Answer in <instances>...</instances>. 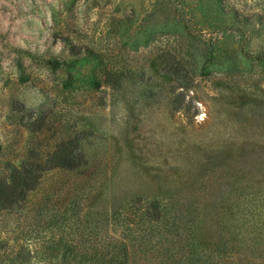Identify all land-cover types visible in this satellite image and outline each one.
Wrapping results in <instances>:
<instances>
[{
  "label": "rangeland",
  "instance_id": "obj_1",
  "mask_svg": "<svg viewBox=\"0 0 264 264\" xmlns=\"http://www.w3.org/2000/svg\"><path fill=\"white\" fill-rule=\"evenodd\" d=\"M24 170L0 264H264V0H0V180Z\"/></svg>",
  "mask_w": 264,
  "mask_h": 264
},
{
  "label": "trees",
  "instance_id": "obj_2",
  "mask_svg": "<svg viewBox=\"0 0 264 264\" xmlns=\"http://www.w3.org/2000/svg\"><path fill=\"white\" fill-rule=\"evenodd\" d=\"M52 164L54 167L73 168L77 165L78 157L70 154L67 151L61 154H56ZM38 177L30 170H24L22 173H12L7 182L0 180V205L3 207H9L19 200H21L27 191L31 190ZM155 205L156 202H151ZM151 207V206H150ZM143 219L151 220L157 218V215H147L145 212L142 214ZM63 260V257H60ZM105 264H127V257L125 254H119L117 258H109L105 261Z\"/></svg>",
  "mask_w": 264,
  "mask_h": 264
}]
</instances>
